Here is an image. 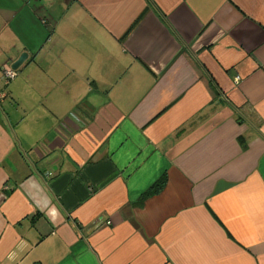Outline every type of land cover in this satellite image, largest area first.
I'll return each instance as SVG.
<instances>
[{
    "label": "crops",
    "instance_id": "0c3cea01",
    "mask_svg": "<svg viewBox=\"0 0 264 264\" xmlns=\"http://www.w3.org/2000/svg\"><path fill=\"white\" fill-rule=\"evenodd\" d=\"M22 52L0 264H264V0H0Z\"/></svg>",
    "mask_w": 264,
    "mask_h": 264
},
{
    "label": "built area",
    "instance_id": "2783aa9c",
    "mask_svg": "<svg viewBox=\"0 0 264 264\" xmlns=\"http://www.w3.org/2000/svg\"><path fill=\"white\" fill-rule=\"evenodd\" d=\"M0 70H1V77L5 85L8 84L9 81L13 79L17 74L16 70L13 69L9 63L2 64L0 66ZM236 79H239V76H237ZM4 96L5 93L3 91L0 92V101L3 99Z\"/></svg>",
    "mask_w": 264,
    "mask_h": 264
},
{
    "label": "trees",
    "instance_id": "16d2710c",
    "mask_svg": "<svg viewBox=\"0 0 264 264\" xmlns=\"http://www.w3.org/2000/svg\"><path fill=\"white\" fill-rule=\"evenodd\" d=\"M17 71V70H16ZM165 182V177H161L159 180H157L153 185L152 187L147 190L143 195H142V198L150 195V194H153L155 192H158L160 190V188L163 186Z\"/></svg>",
    "mask_w": 264,
    "mask_h": 264
},
{
    "label": "water",
    "instance_id": "95a60500",
    "mask_svg": "<svg viewBox=\"0 0 264 264\" xmlns=\"http://www.w3.org/2000/svg\"><path fill=\"white\" fill-rule=\"evenodd\" d=\"M26 57L27 53L22 52L19 57L11 63V67L16 70L25 61Z\"/></svg>",
    "mask_w": 264,
    "mask_h": 264
}]
</instances>
